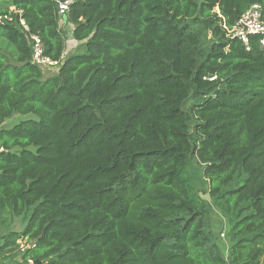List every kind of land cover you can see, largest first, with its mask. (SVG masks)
Returning a JSON list of instances; mask_svg holds the SVG:
<instances>
[{"label": "trees", "instance_id": "obj_1", "mask_svg": "<svg viewBox=\"0 0 264 264\" xmlns=\"http://www.w3.org/2000/svg\"><path fill=\"white\" fill-rule=\"evenodd\" d=\"M252 4L74 0L72 52L56 0H0V261L264 264V48L227 32Z\"/></svg>", "mask_w": 264, "mask_h": 264}, {"label": "built area", "instance_id": "obj_2", "mask_svg": "<svg viewBox=\"0 0 264 264\" xmlns=\"http://www.w3.org/2000/svg\"><path fill=\"white\" fill-rule=\"evenodd\" d=\"M74 0H56L57 10L60 19H63L69 11V7ZM13 10V9H12ZM11 22L12 18L9 15L0 16V22ZM19 25L22 30L28 32V27L22 19H19ZM228 34L237 37L245 45L248 42V36H258L259 45L264 48V19L262 17V8L258 4H252L247 11L241 16L237 23L227 30ZM31 40V61L42 69H49L50 67L57 66V62L51 61L44 55L43 44L41 39L37 35H30ZM225 230L219 232V239L225 241ZM1 245V244H0ZM26 247H31L27 245ZM27 264H34L32 260H28Z\"/></svg>", "mask_w": 264, "mask_h": 264}, {"label": "rangeland", "instance_id": "obj_3", "mask_svg": "<svg viewBox=\"0 0 264 264\" xmlns=\"http://www.w3.org/2000/svg\"><path fill=\"white\" fill-rule=\"evenodd\" d=\"M61 29L65 33L66 37H68L69 36V33H70L69 26L68 25L61 26ZM78 48H80V47H78V43H76V42H74V43L72 42L71 43L70 49L72 50V52L75 51ZM57 70H58L57 69V66H53V67H50L49 69H46L44 71V74L45 75H47V74L54 75V74H56ZM19 117L20 116L15 115L13 118H11V119L8 120L7 125L15 124L16 122H18ZM194 174H195L196 179H197V187H198L199 192L201 193V195L203 197H206V195H204V192L206 191L205 181L201 177L200 172L198 170H195L194 171ZM214 217L216 218V216H214ZM214 217H212V220H213V225L212 226H213V228L218 226V224L216 222L217 219H215ZM0 223H1V225L3 227L7 228L6 230H8V231L9 230H19L22 227V223L21 222H19L18 220H15L14 222H10V221H8L7 217H4V218L0 219ZM224 251H225V249H224ZM225 253H227V249H226ZM16 258L17 257L12 258V259H16ZM17 264H20V263H17Z\"/></svg>", "mask_w": 264, "mask_h": 264}, {"label": "crops", "instance_id": "obj_4", "mask_svg": "<svg viewBox=\"0 0 264 264\" xmlns=\"http://www.w3.org/2000/svg\"><path fill=\"white\" fill-rule=\"evenodd\" d=\"M65 25H68L69 28H70L69 29L70 30V33H69V36H68V38H70L71 37L72 29H73V25L71 23L67 22L65 20V18L60 19L59 20V27L61 28V26H65ZM72 42L74 43V41L71 40V38L68 39L67 48H69L70 51H71L70 47H71V43ZM6 229L7 228L3 227L1 225V223H0V244H1V238L8 232V230H6ZM227 246H228L227 243L225 241H223V247H224L225 251H226ZM225 251L223 250V255L227 256V253H225ZM13 258H15V257H13ZM17 263H20L21 264V261H20L19 257H17L16 259L7 258V259H4V260L0 261V264H17Z\"/></svg>", "mask_w": 264, "mask_h": 264}, {"label": "water", "instance_id": "obj_5", "mask_svg": "<svg viewBox=\"0 0 264 264\" xmlns=\"http://www.w3.org/2000/svg\"><path fill=\"white\" fill-rule=\"evenodd\" d=\"M34 264H37V262H34Z\"/></svg>", "mask_w": 264, "mask_h": 264}]
</instances>
